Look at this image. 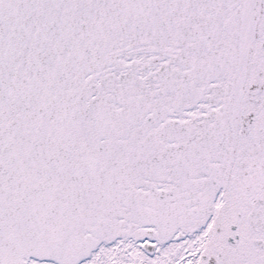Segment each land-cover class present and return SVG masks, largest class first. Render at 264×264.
Here are the masks:
<instances>
[{
  "label": "snow or ice",
  "instance_id": "6c2138e0",
  "mask_svg": "<svg viewBox=\"0 0 264 264\" xmlns=\"http://www.w3.org/2000/svg\"><path fill=\"white\" fill-rule=\"evenodd\" d=\"M0 264H264V0H0Z\"/></svg>",
  "mask_w": 264,
  "mask_h": 264
}]
</instances>
